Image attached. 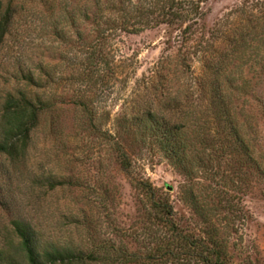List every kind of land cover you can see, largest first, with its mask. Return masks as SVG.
Wrapping results in <instances>:
<instances>
[{"label": "rangeland", "instance_id": "1", "mask_svg": "<svg viewBox=\"0 0 264 264\" xmlns=\"http://www.w3.org/2000/svg\"><path fill=\"white\" fill-rule=\"evenodd\" d=\"M173 1L199 4L192 35L185 26L123 28ZM11 4L0 44V127L8 94L26 92L44 111L26 155L0 157V248L22 219L42 245L89 253L112 244L146 256L151 238L169 235L140 187L147 182L173 206L183 232L216 243L226 264H264V0H0V12ZM100 38L102 72L87 84V46ZM153 85H165V116L189 124L176 138L189 142L182 165L130 123ZM218 85L241 137L221 153L213 138L222 110L211 97Z\"/></svg>", "mask_w": 264, "mask_h": 264}, {"label": "trees", "instance_id": "2", "mask_svg": "<svg viewBox=\"0 0 264 264\" xmlns=\"http://www.w3.org/2000/svg\"><path fill=\"white\" fill-rule=\"evenodd\" d=\"M14 14L12 4L4 11L1 8L0 44L6 40ZM200 17H202V12L199 4L173 1L169 4L167 10L162 13L147 12L134 18H128L124 22L125 27L123 28L125 31L137 33L144 27L185 26L183 33L189 36L193 34V24ZM189 21L193 22L188 24ZM102 37L104 38V36ZM100 40L101 38L87 46L84 66V79L87 84L93 83L95 85L99 81L102 72L104 47L101 44L102 40ZM237 44L239 43H236L235 53L239 52V46L241 47ZM223 57L225 60V58L229 59L228 57H231V55L228 53ZM183 60L185 63L186 60ZM222 63L220 60L214 63L217 74L222 68ZM113 73L115 72L113 71ZM165 79L166 77L160 82L164 84ZM25 81L26 87L31 88L37 85V81L32 74L25 77ZM215 88L216 91H212L211 95L212 101L215 107L219 111L222 110V112H220L221 122L219 124L221 131L215 132L213 140L216 144L221 145V149H216V152L221 153L224 147L226 148L224 145L226 141L239 143L241 137L238 127L232 120L230 111L226 108V101L222 92L219 91V85ZM164 89L165 85H153L151 91H149V102L146 106L140 108L139 116L133 117L130 123L132 127L147 130L148 134L155 140L156 145L161 147L168 158L177 165H182L185 160V153L189 149V142L182 144L176 138L189 127V124H174L173 120L165 116L168 108L170 109V105L165 108L160 105L162 100H165L166 91ZM25 91H29L28 88ZM43 111V108L33 98H30L26 92L6 96L1 112L0 157L15 162L26 155L32 133L37 128ZM221 133L224 134V137ZM204 142L205 140L202 143ZM117 144L121 166L124 169L131 168L130 159L123 151L121 141ZM140 187L149 198L151 209L156 213L155 222L169 233V235L161 238H151L150 240H153L151 242L152 248L146 256H141L125 247L112 244H101L89 253L83 250L70 251L60 244L42 245L34 227L22 219H17L12 222L13 235L9 236L5 247L0 248V264H185V261L189 259H195L203 264H226L221 249L216 243L210 245L211 243L201 241L192 234L183 232L174 221L173 206L166 199H159L151 184L141 183ZM218 190L219 188L213 185L209 189L213 197L218 193V196L221 197ZM225 208H227L225 210L232 211L231 208Z\"/></svg>", "mask_w": 264, "mask_h": 264}]
</instances>
